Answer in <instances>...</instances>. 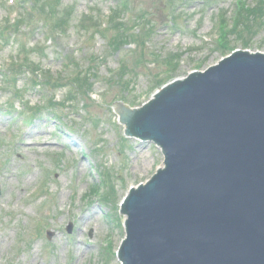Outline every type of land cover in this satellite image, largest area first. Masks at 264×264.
I'll use <instances>...</instances> for the list:
<instances>
[{"label":"rangeland","instance_id":"1","mask_svg":"<svg viewBox=\"0 0 264 264\" xmlns=\"http://www.w3.org/2000/svg\"><path fill=\"white\" fill-rule=\"evenodd\" d=\"M235 1L60 0L55 16L68 10V17L55 29L39 13L26 19L29 26L10 27L8 0H0V30L10 36L0 39V70L19 51L42 69L35 81L28 69L13 78L0 73V264H121L120 201L164 158L154 144L125 136L112 104L139 107L230 49L264 53V0L260 16L241 21ZM124 9L121 20L131 23L114 29ZM99 13L109 26L85 41ZM133 25L139 28L130 31ZM78 73L85 84L71 82Z\"/></svg>","mask_w":264,"mask_h":264},{"label":"water","instance_id":"2","mask_svg":"<svg viewBox=\"0 0 264 264\" xmlns=\"http://www.w3.org/2000/svg\"><path fill=\"white\" fill-rule=\"evenodd\" d=\"M112 109L164 157L121 206V263L264 264V54L235 51Z\"/></svg>","mask_w":264,"mask_h":264},{"label":"trees","instance_id":"3","mask_svg":"<svg viewBox=\"0 0 264 264\" xmlns=\"http://www.w3.org/2000/svg\"><path fill=\"white\" fill-rule=\"evenodd\" d=\"M261 1H263V0H256L257 4L252 6L251 8L250 7L248 8V6L245 7V4H242L241 8H242L243 12L239 15L240 17H239L238 21H241L244 17H245L246 20H249V18H251V20H255L257 16H260L261 15V7L258 4ZM59 2H60V0H46V2H44L43 0H31V3H32L31 12L34 11L36 14L37 13H39L41 15L44 14L45 17H47V16L50 17L49 19L53 20L52 21V25H50V28L55 27V29H56L59 25H63L65 19L68 17V10H65V15H64L65 18H61V16L60 17L59 16L58 17L55 16L56 15V13H55V11H56L55 4L57 5ZM46 8L49 11H47ZM244 13H245V16H244ZM29 14L30 13H28V15ZM30 17H32V16L29 15L27 17V19L30 18ZM24 18L25 17H22L20 20H17L14 23H12L11 27L19 28L21 26V23H22ZM120 27L123 28L124 24L121 23V22H118V23L115 24L114 29L118 30V29H120ZM237 28H238V26H234L233 31H235ZM85 30H87V29H85ZM244 30H250V29H249V27L247 28V27L243 26L242 31H244ZM225 36L226 35H224L223 37L225 38ZM239 37L242 38V35H239ZM5 38L9 39L10 36L5 32V27H2L1 30H0V39L1 40H6ZM226 44H227L226 42H223L222 47L224 48V46ZM29 55L30 54H28L25 57V61H22L21 63L13 64L12 67H11L12 68L11 71L15 75L16 73H20L21 71H24V70L28 69L27 71L30 70L32 72V74H33L32 76H33V79L35 81V79L39 78L37 75H35L38 72L37 68L38 69H41V68H39V66L36 65L35 69H34V67H33L34 62H32V60H29L30 59ZM23 68H25V69H23ZM46 73H48V72H46ZM2 74L4 75V73H2ZM44 79L46 80V82L44 81ZM71 79L72 78H70L69 80H71ZM82 79L83 78H81V74L78 73V76H76L74 78V80H72L71 82H75L78 85H80V83L81 84H85V80H82ZM42 80L48 85L47 87L49 88V90L52 91L53 90V86L50 85L49 80L47 79V76L45 74H43ZM75 90H77V89H75Z\"/></svg>","mask_w":264,"mask_h":264},{"label":"bare ground","instance_id":"4","mask_svg":"<svg viewBox=\"0 0 264 264\" xmlns=\"http://www.w3.org/2000/svg\"><path fill=\"white\" fill-rule=\"evenodd\" d=\"M30 134H31V133H27V134H26V138H27V137H29V136H30ZM81 216H82V215H81Z\"/></svg>","mask_w":264,"mask_h":264}]
</instances>
